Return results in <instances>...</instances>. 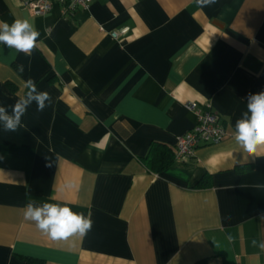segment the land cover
I'll use <instances>...</instances> for the list:
<instances>
[{
    "label": "crops",
    "instance_id": "1",
    "mask_svg": "<svg viewBox=\"0 0 264 264\" xmlns=\"http://www.w3.org/2000/svg\"><path fill=\"white\" fill-rule=\"evenodd\" d=\"M16 19L40 35L30 55L0 44V106L11 112L30 78L52 102L15 132L0 125V264H264V153L233 139L264 92V0H91L66 17L0 0V21ZM191 102L211 103L224 139L148 170L152 143L174 152L195 124ZM30 201L92 228L51 240L24 219Z\"/></svg>",
    "mask_w": 264,
    "mask_h": 264
},
{
    "label": "clouds",
    "instance_id": "2",
    "mask_svg": "<svg viewBox=\"0 0 264 264\" xmlns=\"http://www.w3.org/2000/svg\"><path fill=\"white\" fill-rule=\"evenodd\" d=\"M201 7H210L216 0H195ZM40 33L27 20L16 19L11 24L0 21V44L14 49L16 53L30 55L36 47ZM22 70V66H21ZM24 87L26 92L20 96L11 112L8 107L0 106V125L4 132H15L22 125V117L27 109L35 103L38 112L48 107L52 98L48 92L38 91L35 81L28 79ZM233 139L244 156L264 153V92L249 94L247 110L235 123ZM24 219L31 221L35 227L54 241L68 240L70 237H84L92 228L90 216L74 212L69 206L44 202L37 204L30 201L24 209ZM256 246L257 241H252ZM264 248V243L260 244Z\"/></svg>",
    "mask_w": 264,
    "mask_h": 264
},
{
    "label": "built area",
    "instance_id": "3",
    "mask_svg": "<svg viewBox=\"0 0 264 264\" xmlns=\"http://www.w3.org/2000/svg\"><path fill=\"white\" fill-rule=\"evenodd\" d=\"M90 2L91 0H20L21 6L35 15H44L54 4H59L63 17L73 15L77 10L87 9ZM127 31V28L119 32L112 31L110 36L117 39ZM186 108L195 114L196 122L189 131L176 140L175 160L179 162L189 161L194 157L195 150L199 146L219 143L226 135L221 117L212 108L211 103H207L206 110H200L195 102L187 103Z\"/></svg>",
    "mask_w": 264,
    "mask_h": 264
},
{
    "label": "trees",
    "instance_id": "4",
    "mask_svg": "<svg viewBox=\"0 0 264 264\" xmlns=\"http://www.w3.org/2000/svg\"><path fill=\"white\" fill-rule=\"evenodd\" d=\"M175 160V151L173 152L170 147L159 143H152L148 152V155L142 158V162L146 168L150 171L161 172L168 166L172 165ZM209 176L205 174L198 186H204L208 184ZM195 264H207L206 260H200ZM227 264V263H224Z\"/></svg>",
    "mask_w": 264,
    "mask_h": 264
}]
</instances>
